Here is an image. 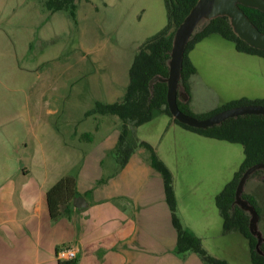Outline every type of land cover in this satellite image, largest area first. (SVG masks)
<instances>
[{
	"label": "crops",
	"instance_id": "1",
	"mask_svg": "<svg viewBox=\"0 0 264 264\" xmlns=\"http://www.w3.org/2000/svg\"><path fill=\"white\" fill-rule=\"evenodd\" d=\"M47 1L37 0L35 4L39 5L41 19L63 22L67 17L64 18L62 13L68 12L47 9ZM108 2L78 0L77 23L72 20L73 23L78 28L79 21H93L100 6L108 7ZM81 5H84L83 10L79 9ZM91 28H94L92 23ZM163 29L157 28L155 32ZM160 31L132 40L135 50ZM91 36L93 40L96 38L94 31ZM91 43H87L88 49ZM81 44L85 45L83 39ZM246 55L251 59L261 58ZM135 56L128 53L126 74L115 73L113 82H101L99 78L91 82L100 97L96 102L112 104L123 99ZM246 61L247 69H255L259 76V93L244 98L264 99V64L257 60ZM123 88H126L125 93ZM192 98L190 96L191 109L196 113ZM2 106L0 101V264H60L56 258L57 251L63 246L73 245L80 250L77 264H205L193 252L176 253L178 233L166 200L164 179L152 167L149 153L138 148L127 165L118 168L113 152L121 134L119 118L101 115L86 118V112L93 106L78 119L66 113L65 130L61 131L57 124H39L37 115L31 110L21 114L14 108L5 110ZM222 106H214L201 114ZM49 114L55 112L50 111ZM159 117H164L160 119L163 124H168V130L179 127L169 116ZM88 120L101 121L103 125H93V129L88 130L84 128ZM85 134H89L90 139H82ZM22 135L26 139L22 140ZM44 136L47 137L43 139ZM151 144L173 174L181 221L211 253L200 233L201 224L188 223L182 217L186 212L182 209L186 206L183 194L188 186L183 188L181 169L176 171L159 147ZM172 151L177 152L175 148ZM70 174L76 175L78 197H82L86 204L80 202L84 207L77 209L73 202V208L53 222L47 194ZM193 193L186 194L188 199ZM220 259L233 264L229 258L220 256Z\"/></svg>",
	"mask_w": 264,
	"mask_h": 264
},
{
	"label": "rangeland",
	"instance_id": "2",
	"mask_svg": "<svg viewBox=\"0 0 264 264\" xmlns=\"http://www.w3.org/2000/svg\"><path fill=\"white\" fill-rule=\"evenodd\" d=\"M36 2L0 0V101L5 110L11 107L21 114L31 110L39 124H57L61 131L65 130L66 113L78 119L100 101L91 83L94 79L113 82L115 73L126 74L128 53L136 55L145 43L135 50L132 40L157 33L160 30L155 29H163L169 21L164 0H109V6H100L93 21H79L78 28L66 12L62 13L67 17L63 22L41 19ZM90 31L96 34L94 40ZM88 42H92L89 49ZM190 58L197 69L190 80L196 114L258 95L259 76L255 69H247L246 60L264 64V59L239 53L232 42L218 35L199 43ZM122 90L125 93L126 88ZM50 111L55 114L50 115ZM160 118L164 117L138 128L136 136L155 143L170 165L176 171L181 169L183 188L188 186L183 194V219L201 224L200 233L212 256L229 258L233 264H252L248 240L239 233L223 235V219L216 205L217 195L245 159L244 147L206 138L180 126L168 130V124ZM95 122L88 120L84 128L103 125ZM191 192L188 199L186 194ZM242 192L254 194L260 205L261 215L254 221V230L261 233L264 245V173L251 175Z\"/></svg>",
	"mask_w": 264,
	"mask_h": 264
},
{
	"label": "trees",
	"instance_id": "3",
	"mask_svg": "<svg viewBox=\"0 0 264 264\" xmlns=\"http://www.w3.org/2000/svg\"><path fill=\"white\" fill-rule=\"evenodd\" d=\"M77 1L48 0L46 7L54 12L67 11L72 20L77 23ZM197 2L198 0H165L168 24L140 47L129 72L130 82L123 99L112 104L96 102L94 108L86 112V117L110 115L118 117L122 122L119 141L113 152L118 168H124L138 148H143L149 153L152 167L164 179L166 200L172 214L173 226L178 233L176 253L183 255L187 252H193L205 264H229V262L212 256L205 249L202 240L183 225L178 215L173 174L164 161L160 159L154 147L148 142L138 139L136 129L154 121L161 115H167L175 124L195 134L242 145L245 159L233 179L217 195L216 205L223 219V235L239 233L244 236L249 242L252 264H264V245L258 246L259 239L250 229L251 216L236 204V192L243 175L252 167L264 164V115L231 118L208 129L191 128L179 123L171 115L167 103V83L157 82L151 86V82L157 77L163 79L169 77V62L175 33ZM239 7L254 27L264 34V12L243 5H239ZM213 35H218L232 42L240 53L264 59V50L254 48L243 41L235 32L229 17L220 16L200 25L189 41L185 52L178 92L180 110L191 117L207 119L232 108L249 105L264 106V99L250 100L243 98L231 101L208 113L196 114L192 111L189 80L196 75L197 69L189 55L197 44ZM181 94H185L187 99H184ZM82 139H90L89 134L83 135ZM263 173L264 170H257L252 175L258 176ZM78 195L75 174L65 176L48 192L47 202L53 222L58 221L67 213L69 208H73V202ZM242 198L255 208L260 217L261 208L256 197L244 193ZM60 264H77V260Z\"/></svg>",
	"mask_w": 264,
	"mask_h": 264
},
{
	"label": "water",
	"instance_id": "4",
	"mask_svg": "<svg viewBox=\"0 0 264 264\" xmlns=\"http://www.w3.org/2000/svg\"><path fill=\"white\" fill-rule=\"evenodd\" d=\"M239 5L256 8L264 12V0H198L175 33L169 62V77L167 79L157 77L151 82V86L157 82L167 83V103L170 113L173 118L181 124L195 129H208L220 125L231 118L247 115H264V106L249 105L224 110L207 119H198L183 113L178 105L179 83L186 48L200 25L217 17L227 16L230 18L235 32L243 41L254 48L264 50V34L254 27ZM181 96L187 99L185 94H181ZM257 170H264V164L252 167L243 175L236 192V204L248 214L251 213L250 229L252 233L258 237V246L260 247L261 233L254 230V221L256 218H259V215L255 208L242 198V191L247 179ZM80 202L86 204V201L82 197H77L74 201V206L77 209H82L84 207Z\"/></svg>",
	"mask_w": 264,
	"mask_h": 264
},
{
	"label": "built area",
	"instance_id": "5",
	"mask_svg": "<svg viewBox=\"0 0 264 264\" xmlns=\"http://www.w3.org/2000/svg\"><path fill=\"white\" fill-rule=\"evenodd\" d=\"M79 253L77 246H63L57 251L56 258L60 263L72 262L78 259Z\"/></svg>",
	"mask_w": 264,
	"mask_h": 264
}]
</instances>
